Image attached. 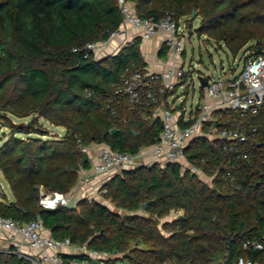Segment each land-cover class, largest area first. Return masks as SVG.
Returning a JSON list of instances; mask_svg holds the SVG:
<instances>
[{"label": "trees", "instance_id": "16d2710c", "mask_svg": "<svg viewBox=\"0 0 264 264\" xmlns=\"http://www.w3.org/2000/svg\"><path fill=\"white\" fill-rule=\"evenodd\" d=\"M128 1L137 15L155 22L172 15L186 20L190 29L199 17V33L215 45L234 56L243 51L256 56L259 50L264 56V0ZM123 18L118 0H0V120L11 132L0 146V171L13 193L12 201H0V215L22 223L40 219L52 238L112 255L94 261L85 253H64L66 264L70 259L225 264L230 242L233 264L241 259L264 264V249L244 247L247 242L264 244V106L248 127L249 158L234 162L235 182L223 177L230 167L223 142L200 138L188 147L191 163L217 174V192L178 165L141 166L113 176L102 187L114 209L89 198L75 210L41 207V192L67 195L81 181V171L90 170L87 147L106 144L137 154L155 144L162 131L159 121L147 120L148 110L121 108L126 120L120 123L105 105L124 76L147 68L141 38L100 60L94 53L85 58L73 52L108 40ZM166 54L162 48L160 57ZM253 127H260L258 134ZM51 128L62 133L51 136ZM114 128L117 132L110 133ZM177 213L183 218L165 221ZM0 264L35 263L1 251Z\"/></svg>", "mask_w": 264, "mask_h": 264}, {"label": "built area", "instance_id": "2783aa9c", "mask_svg": "<svg viewBox=\"0 0 264 264\" xmlns=\"http://www.w3.org/2000/svg\"><path fill=\"white\" fill-rule=\"evenodd\" d=\"M123 13V24L108 40L100 43H89L84 48H75L74 53H83L89 58L94 53L105 48L115 38H128V28L140 29L142 43L158 34L164 37L162 48H166L164 58L157 57L162 70L146 68L144 72H132L123 77L115 86L114 94L106 99V108L112 119L124 123L126 117L120 109L128 112L148 110L149 120L159 121L162 131L152 146L142 148L139 153L118 152L106 144H100L96 161L93 163L90 174L94 177L115 176L125 170H132L141 166L151 167L158 165L166 168L170 164L178 165L182 173H191L214 189V176L208 175L199 166L190 162L186 151L190 144L200 138L211 142L224 143V150L230 154L228 167L223 177L235 182L234 162L248 159L247 146L251 139L248 127L264 106V56L252 55L244 52V64L240 73L236 68L231 69L230 77L215 80L211 76L205 77L208 85L204 89V101H199L189 112L186 102H182L181 109L176 100H170L178 88L186 87L187 74L193 73L194 68L185 71L186 38L189 28L183 20H175L172 15L166 16L160 22L152 19H143L137 15L135 6L128 0H118ZM137 38L128 43H134ZM124 45V46H125ZM123 46V47H124ZM122 47V48H123ZM240 67L239 63L237 65ZM226 112L229 117L224 120ZM224 120V122H223ZM260 127H253L252 133L258 134ZM82 172V171H81ZM109 181V180H108ZM107 181V182H108ZM2 188H4L2 186ZM71 193H44L41 192L40 205L47 210L65 207ZM40 219L22 223L21 221L0 215V236L16 239L20 237L30 251H36L35 256L23 253L17 246V253L27 257L35 264H66L62 254L73 246L69 239L56 240L52 238ZM247 249L263 250L264 244L258 241L244 244ZM87 255L94 261H103L112 258L107 252L88 251ZM165 264H172L166 262ZM238 264H254L250 259H241Z\"/></svg>", "mask_w": 264, "mask_h": 264}, {"label": "rangeland", "instance_id": "374dc122", "mask_svg": "<svg viewBox=\"0 0 264 264\" xmlns=\"http://www.w3.org/2000/svg\"><path fill=\"white\" fill-rule=\"evenodd\" d=\"M184 22H186V20ZM199 26L200 18L197 17L193 21V30ZM185 38V71L188 72L189 67L194 68L195 71L192 74H187L185 79L186 87L178 88L174 93V97L170 98V100H176L178 104L185 101L190 112L199 101H204L205 91L201 88L199 79L200 75H204L205 77L211 76L215 80H220L225 77H230V70L233 68H236V74L240 73L241 67L244 64V51L239 55L234 56L227 47L223 46L221 48L218 45H215V43L210 41L206 35L200 33H194L193 35L187 34ZM238 63L240 67L237 66ZM15 120L16 122L21 121L18 119ZM43 124L44 126L49 127L47 123ZM4 126V122L0 120V146L9 138L11 134L10 130L6 129ZM51 129V136H58L62 133V129L60 128ZM2 184L4 188H2ZM3 189H5L6 194L4 199H11V188L8 186L2 174L0 173V199H3ZM178 214L179 213H177L176 216H178ZM101 264L108 263L101 262Z\"/></svg>", "mask_w": 264, "mask_h": 264}, {"label": "crops", "instance_id": "0c3cea01", "mask_svg": "<svg viewBox=\"0 0 264 264\" xmlns=\"http://www.w3.org/2000/svg\"><path fill=\"white\" fill-rule=\"evenodd\" d=\"M141 30L137 28H128V38H115L113 39L105 48L99 49L95 52L94 56L97 60H100L102 58H105L110 55L117 54L122 47L125 45L126 42H129L133 38H140ZM163 34H158L157 36H154L152 39H150L148 42H141L140 49L141 53L145 59V61L148 63L147 68L154 69L157 71L162 70V67L155 62L157 57H160V52L162 50V43H163ZM161 58V57H160ZM148 119V118H147ZM100 144H92L91 146L87 147L85 151L88 152L89 161L91 162V167L93 163L96 161L97 153L99 150ZM91 170V168H90ZM90 170H82L81 172V181H85V195L89 199H95L100 203L106 204L111 209H114L113 204L110 201L105 200V198L102 196L103 192L102 187L105 185V183L110 180L111 178L107 176L102 177H94L90 174ZM2 174V172L0 171ZM3 176V174H2ZM113 177V176H112ZM4 178V177H3ZM5 180V179H4ZM80 181V182H81ZM7 183V182H6ZM3 186V184H2ZM9 186V185H8ZM4 187V186H3ZM76 188V187H75ZM74 188V189H75ZM74 189L71 192V195L74 192ZM4 192V193H3ZM2 197L3 199H0V201H4L6 194L5 189H3ZM8 201L13 200V193L12 198L7 199ZM182 214V213H181ZM181 214H178V216H181ZM176 214H173L171 217H168L165 221H173L175 218H177ZM49 234V232H47ZM50 235V234H49ZM17 246H20V249L23 253L31 254L35 256L36 251H30L29 248L24 245V241L20 237H17L16 239H9L8 237L0 236V252L1 251H15L17 250ZM90 251L87 246L84 247H75L73 246L71 249L65 251V254L75 256L82 253H85ZM70 264H101L99 263H92L90 260H84V259H70ZM121 264V263H120Z\"/></svg>", "mask_w": 264, "mask_h": 264}, {"label": "water", "instance_id": "95a60500", "mask_svg": "<svg viewBox=\"0 0 264 264\" xmlns=\"http://www.w3.org/2000/svg\"><path fill=\"white\" fill-rule=\"evenodd\" d=\"M192 17H195V12L193 11L192 12ZM202 29L201 26H199L198 28L194 29L190 27L189 29V35H193L194 33H199L200 30ZM261 53V50L258 51V54ZM201 83H202V87L205 88L207 85H208V82L207 80H205L203 77H199ZM181 105L182 104H179L177 106V109L180 110L181 109ZM117 132V129L114 128L110 131V133H116ZM89 159V156H88V152L85 151V160H88ZM85 181H81L78 183V185L76 186V188L74 189V192L73 194L71 195L68 203L65 205L66 208L68 209H71V210H75L79 207V205L88 199V197L85 195ZM214 192H217V189L214 188L213 189ZM151 201H147L146 203H144L142 205V209L143 210H146L149 206ZM18 210L21 212L22 215H25L26 214V211L24 209H22L21 207H18ZM180 219H182V215L179 217ZM225 264H233V249H232V245H231V242H230V245H229V255H228V258L227 260L225 261Z\"/></svg>", "mask_w": 264, "mask_h": 264}]
</instances>
